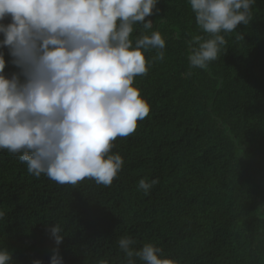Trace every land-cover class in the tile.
Here are the masks:
<instances>
[{"label": "trees", "instance_id": "16d2710c", "mask_svg": "<svg viewBox=\"0 0 264 264\" xmlns=\"http://www.w3.org/2000/svg\"><path fill=\"white\" fill-rule=\"evenodd\" d=\"M156 9L146 19L165 40L164 59H155L159 49L144 53L152 63L134 86L150 111L113 141L124 164L110 186L36 177L19 154L0 150V247L13 264H49L56 247L64 264H125L122 236L177 264H264V0L247 25L221 33L227 44L205 69L189 66L190 41L207 36L187 0ZM144 31L135 25L133 37ZM142 178H158L148 195Z\"/></svg>", "mask_w": 264, "mask_h": 264}, {"label": "clouds", "instance_id": "9594fccd", "mask_svg": "<svg viewBox=\"0 0 264 264\" xmlns=\"http://www.w3.org/2000/svg\"><path fill=\"white\" fill-rule=\"evenodd\" d=\"M158 2L0 0V150L19 154L36 177L71 185L88 178L110 186L124 164L111 151L113 141L131 135L150 111L134 86L152 63L144 53L159 49L155 59H164L165 40L159 31L149 33L152 20L146 19L159 11ZM187 2L207 36L190 41L189 66L205 69L227 44L221 33L247 25L256 0ZM137 24L145 31L133 37ZM6 63L16 71L6 73ZM158 182L142 178L138 189L148 195ZM49 233L59 246L61 226L54 224ZM135 245L131 236L118 240L125 264H177L153 243ZM0 264H13L5 247H0ZM49 264H64L58 247Z\"/></svg>", "mask_w": 264, "mask_h": 264}]
</instances>
